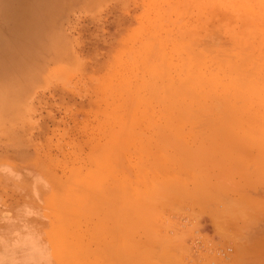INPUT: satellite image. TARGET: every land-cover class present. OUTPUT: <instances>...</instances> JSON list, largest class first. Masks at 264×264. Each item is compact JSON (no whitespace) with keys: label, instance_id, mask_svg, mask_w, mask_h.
<instances>
[{"label":"rangeland","instance_id":"1","mask_svg":"<svg viewBox=\"0 0 264 264\" xmlns=\"http://www.w3.org/2000/svg\"><path fill=\"white\" fill-rule=\"evenodd\" d=\"M262 101L264 0H0V264H264Z\"/></svg>","mask_w":264,"mask_h":264},{"label":"bare ground","instance_id":"2","mask_svg":"<svg viewBox=\"0 0 264 264\" xmlns=\"http://www.w3.org/2000/svg\"><path fill=\"white\" fill-rule=\"evenodd\" d=\"M17 1H20V0H17ZM18 6H19V5H18ZM18 6H17V7H18ZM17 7H16V8H17ZM22 9H23V8H21V9L19 8L18 10H14V11H12V12L10 13V16L13 18L14 23H15L16 26L18 27V29H15L16 31H18L17 33L21 34L22 36H24V35H26V34H28V33H30V35H29L28 38L18 41V42L15 44V46H14V50H16V49L19 48V47H21L22 49H26V48H29L30 46H34V45H35V42L38 41V40L36 41L37 37H35V34H34V33L38 32V29H39V27H40V24L43 25V20H42L43 15L41 14L42 10H39V9L37 10V9H35V10L32 12V14H30V13L26 12L27 10L24 12ZM39 14L41 15V17H38ZM32 17H33V18H32ZM31 18H32V19H31ZM22 19H23V20H22ZM37 24H38V27H37ZM22 36H21V37H22ZM38 38H39V37H38ZM15 58H17V57H15ZM13 61H14V60H13ZM162 78L164 79L165 77L162 76ZM162 78H161V79H162ZM238 79H239V78H238ZM197 80H198V79H197ZM241 80H242V79H241ZM199 81H201V79H199ZM238 81H239V80H238ZM246 81H247V80H246ZM246 81H245V82H246ZM249 81H250V80H249ZM197 82H198V81H197ZM240 82H241V81H240ZM155 83H156V82H155ZM163 83H164V82H163ZM176 83H177V82H176ZM252 83L254 84V83H255V80H254ZM157 84H158V83H157ZM159 84H160V83H159ZM159 84H158V85H159ZM174 84H175V83H174ZM213 84H214V83H213ZM232 84H235V83H232ZM255 84H256V83H255ZM255 84H254V86H255ZM155 85H156V84H155ZM178 85H179V83H178ZM144 86H145V85H144ZM146 86H149V83H148V85H146ZM242 86H243V85H242ZM249 86H250V84H249ZM165 87H166V86H165ZM167 87H168V86H167ZM173 87H175V85L172 86V88H173ZM176 87H177V85H176ZM176 87H175V88H176ZM168 88H171V87H168ZM168 88H167L166 90H167V92H168V90H169L171 94L168 92L169 96L166 95V96H167L166 98L172 97V96H170V95H173L172 100L174 101V97L176 96L177 93H176V94H173L174 91L171 92V90H174V89H168ZM187 88H188V87H187ZM248 88H249V89L251 88L252 91L255 89V87H253V85L250 86V87H248ZM252 88H254V89H252ZM256 88L258 89V87H256ZM148 89H151V88H148ZM180 89H182V90L179 91ZM180 89H179V90L175 89V90H176L177 92L179 91L180 93L183 91V93H182L183 95H182V96L188 94L187 97H189V99H190V101H191V99L193 98L192 95H193L194 93L192 94V93H190V92H193V91H188V93L185 94L184 92H187V91H185V90L183 89V87L181 88V86H180ZM249 89H247V90L250 91ZM152 90H153V89H152ZM152 90H150V92H152V93L155 92V90H153V91H152ZM164 90H165V89H164ZM187 90H188V89H187ZM147 91H148V90H147ZM156 91H159L158 88H157ZM176 91H175V92H176ZM240 91H242V90H240ZM163 92H164V91H163ZM175 92H174V93H175ZM194 92H195V91H194ZM201 92H202V91H201ZM233 92H234V91H233ZM238 92H239V91H238ZM238 92H237V94H238ZM242 92H243V91H242ZM255 92H256V91H255ZM255 92H253V93H255ZM257 92H258V91H257ZM180 93H178V94L180 95ZM189 93L192 94V95L190 96ZM199 93H200V92H199ZM203 93H204V92H203ZM251 93H252V92H250L249 94H251ZM153 94H154V93H153ZM155 94H156V93H155ZM155 94L152 95V96H155L156 98H158V96H156ZM163 94L165 95V92H164ZM178 94H177V97H180L181 95L178 96ZM200 94H201V93H200ZM234 94H236V93H234ZM239 94H240V93H239ZM239 94H238V96H239ZM244 94H245V93H244ZM246 94H248V93H246ZM148 95H149V94H148ZM150 95H151V94H150ZM174 95H175V96H174ZM217 95H218V94H217ZM251 95H252V94H251ZM256 95H257V94H256ZM193 96H194V95H193ZM198 96H199V94H198ZM208 96H209V94H208V95L201 96V97L204 98V99H205V97H206V99H208V98H207ZM240 96H241V94H240ZM164 97H165V96H164ZM191 97H192V98H191ZM209 97H210V96H209ZM235 97H236V95H235ZM242 97H244V95L241 96V99H242ZM248 97H249V96H248ZM248 97H245V99L248 98ZM156 98H155V99H156ZM195 98H196V101L194 100ZM213 98H214V97H213ZM223 98H224V97H223ZM237 98H239V97H237ZM249 98H250V97H249ZM148 99H149V98H148ZM163 99H164V98H163ZM175 99H176V98H175ZM178 99H179V98H178ZM178 99H176V100L180 103V100H178ZM189 99H188V100H189ZM197 99H199L198 102H197ZM204 99H203V101H204ZM206 99H205V100H206ZM250 99H252V98H250ZM164 100H167V101H168L169 99H164ZM181 100H182V99H181ZM200 100H201L200 96H199V98H197L196 96H194V98L192 99L193 102L191 101V103H190V101H189V102H188V106L185 104V107L187 106L186 109L188 108V109H187L188 112H191L190 106H191L192 104H194V106H195L196 104H200V105H201V103H202L203 101L201 100L202 102L199 103ZM210 100H211V99H209L208 103L211 102ZM167 101H166V102H167ZM170 101H171V99L168 101L167 104H168L171 108H172V106H173V108L177 106V105L175 104V103H177L176 101H175L174 104H172V105L169 104ZM212 101H213V100H212ZM262 102H263V101H262ZM172 103H173V102H172ZM181 103H182V102H181ZM211 103H212V102H211ZM234 103H235V102H234ZM263 103H264V102H263ZM189 104H191V105H189ZM202 104H203V103H202ZM206 104H207V100H206ZM215 104H216V103H214L213 105L215 106ZM237 104H238V103H237ZM237 104H236V105H237ZM242 104H243V103H242ZM168 105H167V106H168ZM175 105H176V106H175ZM183 105H184V104H183ZM204 105H205V103H204ZM192 106H193V105H192ZM205 106H206V105H205ZM207 106H208V105H207ZM170 107H168L169 110H170ZM185 107H184V108H185ZM208 107H210V106H208ZM208 107H206V108H208ZM216 107H217V106H216ZM216 107H214V108H216ZM173 108H172V109H173ZM176 108H177V107H176ZM176 108H174L175 111L178 109V108H177V109H176ZM184 108H183V109H184ZM204 108H205V107H204ZM206 108H205V110H204V109H203V110H204V111H206V110L208 111L209 109H206ZM183 109L180 110V112H182V114H183ZM212 109H213V107H212L210 110L212 111ZM217 109H218V108H217ZM219 109H220V107H219ZM167 110H168V109H167ZM169 110H168V111H169ZM187 110H185V111H187ZM198 110H199V109H198ZM198 110H196V112H197ZM203 110H202V111H203ZM210 110L208 111L209 115H208V113H206L205 115L210 116V113H211ZM213 110H214V109H213ZM171 111H173V110H171ZM185 111H184V114H185ZM204 111H203V112H204ZM173 112H174V111H173ZM188 112H186L187 115H188V116H191V115L193 114L192 112H194V109L192 110V112H191L192 114H191V115H190V113L188 114ZM196 112H194V116H195ZM168 113H169V112H168ZM177 113H179V110L177 111ZM177 113L174 114V116H175L176 118L173 116L171 122H167L168 124L166 123L165 126H166V125L170 126L169 123L173 124L172 121L174 122V120L178 122L179 129L182 128V127H180V125H181L182 122H183V123H185V122L189 123V122H188V121H189L188 119H187V121H185V120H186L185 118H187V115H185V116H186V117H185L184 114H183V115H181V114H178V115H177ZM197 113H199V112H197ZM200 113H202V112H200ZM204 113H205V112H204ZM204 113H203V115H204ZM166 114H167V113H166ZM171 114H173V113H171ZM171 114H168V116L171 115ZM211 114H212V113H211ZM176 115H177V116H176ZM179 115H181V117H178ZM166 116H167V115H166ZM168 116H167V117H168ZM182 116H183V117H182ZM169 117H171V116H169ZM177 117H178V118H182V120H181V119H178V120H177ZM173 118H174V120H173ZM183 118H184V119H183ZM188 118H189V117H188ZM191 118H192V117H191ZM193 118H194V117H193ZM200 118H201V117H200ZM169 120H170V119H169ZM181 121H182V122H181ZM155 122H156V121H155ZM177 122H175L174 124L176 125ZM207 122H208V121H207ZM156 123H157V122H156ZM174 124H173V125H174ZM185 124H186V123H185ZM205 124H206V123H205ZM153 125H154V124H153ZM173 125H172L171 127H173ZM178 125H177V126H174L175 128H172V129H173V132H174V133L172 134V136H173V137H176V139H174L175 141L177 140V138H179L178 136H180V135L177 136V133H178V134H182V133H179V132L181 131V129H180V130L178 129ZM156 126H157V125H156ZM156 126H155V127H156ZM182 126H183V125H182ZM150 127H151V126H150ZM171 127H170V128H171ZM183 127H184V126H183ZM174 129H175V131H174ZM176 130H179V132L176 131ZM257 130H259V128H258ZM262 130H263V129H262ZM160 131H161V130H160ZM164 131H165V130H164ZM263 131H264V130H263ZM161 132H162V131H161ZM254 132H255V131H254ZM258 132H259V131H258ZM261 132H262V131H261ZM261 132H260V133H261ZM158 133H159V131H158ZM163 133H165V132H163ZM167 133H168V132H167ZM167 133H166V134H167ZM251 133H252V132H251ZM255 133H256V132H255ZM255 133H254V134H255ZM166 134H165V136H166ZM174 134H175V135H174ZM248 134L250 135V133H248ZM254 134H253L252 136H254ZM162 135H163V134H162ZM169 135H170V134H169ZM258 135H259V134H258ZM258 135H257V136H258ZM133 136H134V135H133ZM159 136H160V135H159ZM182 136H183V134H182ZM229 136L231 137L232 135L230 134ZM241 136H242V135H241ZM260 136H261V137H260L261 139H260V141H259V140H258V141H259V144H260V143H263V146H262V144H261V146L259 145V146H260L259 148H264V132H263L262 134H260ZM139 138H140V137H139ZM163 138L165 139V137H163ZM163 138H162V139H163ZM171 138H172V137H171ZM232 138H233V137H232ZM241 138H243V137H241ZM241 138H240V139H241ZM253 138H254V137H253ZM180 139H181V137H180ZM233 139H234V138H233ZM240 139H239V140H240ZM244 139H245V138H244ZM244 139H243V140H244ZM249 139H250V138H249ZM249 139H248V140H249ZM138 140H139V139H138ZM174 140H173V141H174ZM219 140H220V139H219ZM246 140H247V139H245L244 141H246ZM254 140H255V139H254ZM254 140H253L252 142H254ZM132 141L134 142V140H132ZM173 141L171 140V141H168V142H167V141L165 140V142H167L168 144L166 145V143H165V144H164V145H165L164 148H165L166 146H167V148H171L170 146H172V144H173V143H171V142H173ZM175 141H174V143H175ZM220 141H221V140H220ZM261 141H262V142H261ZM255 142H256V141H255ZM163 143H164V142H163ZM163 143H162V144H163ZM246 143H247V141H246ZM170 144H171V145H170ZM175 145H176V143H175ZM175 145L173 144L174 147H177V146H175ZM245 145H246V144H245ZM173 146H172V147H173ZM174 147H173V148H174ZM167 148H165V150H166ZM142 149H144V148H142ZM146 149H147V148H146ZM226 149H227V148H226ZM245 149H246V148H245ZM140 150H141V148H140ZM162 150H164V149H162ZM242 150H243V149H242ZM173 151H174V149H173ZM179 152H180V151H179ZM185 153H186V152H185ZM140 154H142V153H140ZM250 154H251V153H250ZM199 155H200V154H199ZM235 155H236V154H235ZM237 155H238V154H237ZM242 155H243V154H242ZM158 156H160V154H159ZM254 156H256V155H254ZM257 156H258V155H257ZM152 157H154V156H152ZM231 157H234V156H231ZM248 157H249V156H248ZM250 157H251V156H250ZM263 157H264V156H263ZM159 158H160V157H159ZM170 158H171V157H170ZM220 158H221V157H220ZM140 159L143 160V158H141V156H140ZM145 159H146V158H145ZM174 159H175V158H174ZM174 159H173V160H174ZM258 159H260V158L258 157ZM188 160H189V159H188ZM193 160H194V159H193ZM239 160H240V158H239ZM241 160H242V159H241ZM158 161H159V160H158ZM158 161H157V163H158ZM175 161H176V160H175ZM237 161H238V160H237ZM140 162H141V163H140L141 166H142V164H143V165L145 164V163H142V161H140ZM148 162H149V161H148ZM153 162H154V161H153ZM155 162H156V161H155ZM150 163H151V161H150ZM164 163H166V162H164ZM243 163H244V162H243ZM246 163H247V162H246ZM256 163H257V162H256ZM138 164H139V163H138ZM138 164L136 163V165H138ZM151 164H153V163H151ZM177 164H178V163H177ZM198 164H199V163H198ZM238 164H239V162H238ZM263 164H264V163H263ZM263 164H262V165H263ZM153 165H154V167H153L154 170H155V169H159V168H158L159 165H158L157 167H155V165H157V164H153ZM161 165H162V164H161ZM163 165H164V164H163ZM236 165H237V164H236ZM236 165H235V166H236ZM241 165H242V164H241ZM254 165H255V164H254ZM258 165H259V163H258ZM127 166H128V165H127ZM146 166H147V165H146ZM149 166H150V164H149ZM169 166H170V165H169ZM173 166H174V165H173ZM177 166H178V165H177ZM250 166H251V165H250ZM259 166H260V165H259ZM263 166H264V165H263ZM159 167H160V166H159ZM161 167H162V166H161ZM161 167H160V168H161ZM202 167H203V166H202ZM233 167H234V166H233ZM240 167H241V166H240ZM240 167H239V168H240ZM244 167H245V166H244ZM253 167H254V166H253ZM256 167L258 168V166H256ZM256 167H255V168H256ZM260 167L262 168V166H260ZM139 168H140V166H139ZM148 168L150 169V167H148ZM166 168H169V167L167 166ZM146 169H147V168H146ZM149 169H148V170H149ZM242 169H243V168H242ZM252 169H253V168H252ZM128 170H129V169H128ZM140 170H141V169H140ZM148 170L145 171L146 174H144V172H142V173L144 174V176L147 175ZM154 170H153V171H154ZM168 170H169V169H168ZM245 170H246V169H245ZM188 171H189V170H188ZM157 172H158V171H157ZM157 172H156V175L161 174V173H157ZM135 173H136V172H135ZM255 173H256V172H255ZM130 174H131V173H130ZM150 174H151V173H150ZM152 174H154V173H152ZM188 174H189V173H188ZM195 174H196V173H195ZM226 174H227V173H226ZM257 174H258V173H257ZM156 175H155V177H157ZM161 175L164 176V174H161ZM173 175H175V174H173ZM192 175H193V174H192ZM136 176H137V175H136ZM136 176H135V177H136ZM138 176H139V174H138ZM140 176H141V175H140ZM165 176H167V175H165ZM211 176H212V175H211ZM249 176H250V175H249ZM142 177H143V175H142ZM155 177H153V179H154ZM170 177H171V176H170ZM212 177H213V176H212ZM214 177H215V176H214ZM220 177H221V176H220ZM136 178H137V177H136ZM143 178H144V177H143ZM160 178H162V177H160ZM168 178H169V177H168ZM168 178H167V179H168ZM192 178H194V177H192ZM217 178H218V177H217ZM131 179H132V178H131ZM137 179H138V178H137ZM146 179H148V181H149L148 176L146 177ZM150 179H151V178H150ZM167 179H164V180L166 181ZM170 179H171V178H170ZM188 179H189V178H188ZM215 179H216V178H215ZM140 180H141V179H140ZM140 180H139V181H140ZM142 180H143V179H142ZM154 180H155V179H154ZM160 180L162 181V179H160ZM164 180H163V185L166 184V183L164 184ZM173 180H175V179H172V181H170V182L172 183ZM176 180H180V179H176ZM176 180H175V181H176ZM247 180H250V179H247ZM251 180H252V179H251ZM143 181H144V180H143ZM146 181H147V180H146ZM148 181H147V182H148ZM152 181H153V180H152ZM152 181H151V182H152ZM157 181H158V180H157ZM175 181H174V183H175ZM181 181H184V180L182 179ZM194 181H195V179H194ZM208 181H209V180H208ZM154 182H155V181H154ZM154 182H152V183H154ZM168 182H169V181H168ZM179 182H180V181H179ZM199 182H200V181H199ZM205 182H206V181H205ZM213 182H214V181H213ZM213 182H212V183H213ZM216 182H217V181H216ZM239 182H240V181H239ZM155 183H156V182H155ZM160 183H161V182L159 181V184H160ZM171 183H170V184H171ZM192 183H193V182H192ZM201 183H202V182H201ZM225 183H226V182H225ZM229 183H231V182H229ZM237 183H238V182H237ZM247 183H248V181H247ZM247 183H246V184H247ZM145 184H146V182H145ZM157 184H158V182H157ZM161 184H162V183H161ZM172 184H173V183H172ZM176 184H178V183H176ZM176 184H173V185L176 186ZM210 184H211V183H210ZM134 185H135V184H134ZM142 185H143V183H142ZM151 185H152V184H151ZM153 185H154V184H153ZM155 185H156V184H155ZM180 185H182V184H179V185H177V186H180ZM202 185H203V184H202ZM216 185H217V183H216ZM251 185H253V184H251ZM145 186H146V185H145ZM158 186H159V185H158ZM165 186H166V185H165ZM169 186H170V185H169ZM184 186H185V185H183V187H182V186H181V187L184 189V188L186 187V186H185V187H184ZM192 186H193V185H192ZM212 186H213V185H212ZM128 187H129V185H128ZM130 187H131V186H130ZM181 187H180V188H181ZM196 187H198V186H196ZM131 188H132V187H131ZM133 188H134V186H133ZM133 188H132V189H133ZM144 188H145V187H144ZM156 188H157V191H158V187H156ZM192 188H193V187H192ZM192 188H191V189H192ZM198 188H199V187H198ZM238 188H239V187H238ZM238 188H237V189H238ZM126 189H127V188H126ZM146 189H148V187H147ZM154 189H155V188H154ZM177 189L179 190V188H177ZM183 189H182V190H183ZM193 189H194V188H193ZM112 190H113V189H112ZM149 190H151V189H149ZM162 190H163V189H162ZM168 190H169V188H168ZM210 190H211V189H210ZM140 191H142V190L140 189ZM153 191L155 192V190H153ZM160 191H161V189H160ZM179 191L181 192V190H179ZM194 191H195V190H194ZM223 191H224V190H223ZM117 192H118V191H117ZM126 192H127V191H126ZM136 192H138V191H136ZM146 192H148V191H146ZM191 192H192V190H191ZM121 193H122V192H121ZM131 193H132V192H131ZM140 193H141V192H140ZM166 193H167V192H166ZM166 193H165V195H166ZM175 193H176V191H175ZM239 193H240V192H239ZM110 194H112V193H110ZM113 194H114V193H113ZM143 194H144V193H143ZM147 194H148V193H147ZM169 194H170V193H169ZM173 194H174V193H173ZM173 194H172V195H173ZM180 194H181V193H180ZM184 194H185V193H184ZM198 194H199V192H198ZM144 195H145V194H144ZM213 195H214V194H213ZM234 195H235V194H234ZM116 196H117V195H116ZM132 196H133V194H132ZM135 196H136V194H135ZM135 196H133L132 198H134ZM177 196H178V195H177ZM141 197H142V195H141ZM155 197H156V196H155ZM175 197H176V196H175ZM186 197H187V196H186ZM191 197H192V196H191ZM207 197H208V196H207ZM214 197H215V196H214ZM116 198H117V197H116ZM122 198H124V197H122ZM152 198H153V196H152ZM171 198H172V197H170V199H171ZM192 198H193V197H192ZM210 198H211V197H210ZM245 198H246V197H245ZM134 199H137V198H134ZM159 199H160V198H159ZM162 199H163V198H162ZM167 199H168V198H167ZM173 199H174V198H173ZM187 199H188V198H187ZM199 199H201V198H199ZM202 199H203V198H202ZM208 199H209V198H208ZM212 199H213V198H212ZM122 200H123V199H122ZM130 200H132V199L130 198ZM210 200H211V199H210ZM214 200H215V199H214ZM117 201H118V200H117ZM117 201H116V202H117ZM128 201H129V200H128ZM132 201H133V200H132ZM132 201H131V202H132ZM151 201H152V199H151ZM169 201H171V200H169ZM198 201H199V200H198ZM233 201H234V200H233ZM119 202H120V201H119ZM124 202L126 203V201H124ZM124 202H122V203L124 204ZM129 202H130V201H129ZM129 202H128V203H129ZM114 203H115V202H114ZM162 203H163V202H162ZM232 203H233V202H232ZM110 204H111V206L113 205L112 203H110ZM167 204H168V203H167ZM172 204H173V203H172ZM261 204H262V203H261ZM261 204H260V205H261ZM129 205H130V204H129ZM138 205H139V204H138ZM157 205H158V204H157ZM231 205H232V204H231ZM124 206H125V204H124ZM127 206H128V205H127ZM177 206H179V205H177ZM180 206H181V205H180ZM232 206H233V205H232ZM159 208H160V207H159ZM136 209H137V208H136ZM241 209H242V208H241ZM234 210H235V209H234ZM137 213H139V212H137ZM132 214H133V213H132ZM132 214H131V215H132ZM140 214H141V213H140ZM138 216H139V215H138ZM138 216H137V217H138ZM140 216H143V215H140ZM137 217H136V219H137ZM132 218H133V216H132ZM138 218H140V217H138ZM141 218H143V217H141ZM141 218H140V219H141ZM126 219H127V218H126ZM133 219H134V218H133ZM136 219H135L133 222H134V224L136 223V224L138 225V223L136 222V221H137ZM140 219H138V220H139V221H142V220H140ZM157 219H158V218H157ZM130 220H131V219H130ZM143 220H144V219H143ZM140 224H141V223H140ZM121 225H122V224H121ZM125 226H126V225H125ZM127 226H128V225H127ZM142 226H143V225H142ZM128 228H129V227H128ZM132 228H133V227H132ZM132 228L130 229V230H132V232H133V230L137 231L136 229H132ZM128 230H129V229H128ZM152 232H153V231H152ZM134 233H135V232H133V234H134ZM127 234H128V233H127ZM129 236H130V232H129ZM172 238H174V237H172ZM128 240H130V239H128ZM168 240H169V239H168ZM174 240H175V238H174ZM143 241H144V240H143ZM165 241H167V240H165ZM141 242H142V241H141ZM170 242H171V241H170ZM170 242H169V243H170ZM124 243H125V242H124ZM173 243H174V242H173ZM140 244H141V243H140ZM142 245H143V244H142ZM164 246H165V245H164ZM134 247H135V246H134ZM162 247H163V245H162ZM127 249H128V248H127ZM130 249H131V248H130ZM143 249H144V248H143ZM138 250H140V249H138ZM174 251H175V250H174ZM174 251H173V252H174ZM127 253L129 254V252L126 251L125 255H126ZM132 253H133V251H132ZM137 253H139V252H137ZM146 255H147V254H146ZM164 255H165V254H164ZM149 256H150V255H149ZM126 257H127V256H126ZM127 258H129V259H127ZM127 258H126L125 260H131V259H134L135 257H132V258H131V257H127ZM151 258H153V257H151ZM135 259H137V258H135ZM155 259H156V258H155ZM152 261H153V259H152ZM156 261H157V260H156ZM162 261H163V260H162ZM167 261H168V260H167ZM170 261H172V260H170ZM159 262H160V261H159ZM130 263H131V262H129V264H130ZM137 263H139V262H137ZM155 263H157V262H155ZM170 263H171V262H170ZM142 264H143V263H142ZM144 264H145V263H144ZM160 264H161V263H160ZM171 264H172V263H171Z\"/></svg>","mask_w":264,"mask_h":264}]
</instances>
